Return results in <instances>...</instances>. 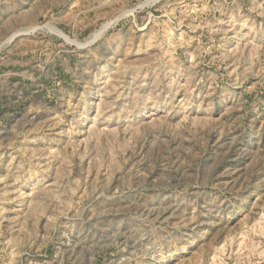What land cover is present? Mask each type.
I'll return each instance as SVG.
<instances>
[{
	"label": "rangeland",
	"instance_id": "374dc122",
	"mask_svg": "<svg viewBox=\"0 0 264 264\" xmlns=\"http://www.w3.org/2000/svg\"><path fill=\"white\" fill-rule=\"evenodd\" d=\"M0 264H264V0H0Z\"/></svg>",
	"mask_w": 264,
	"mask_h": 264
}]
</instances>
